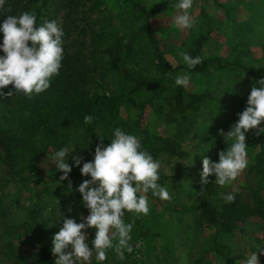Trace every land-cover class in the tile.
<instances>
[{
	"label": "rangeland",
	"instance_id": "obj_1",
	"mask_svg": "<svg viewBox=\"0 0 264 264\" xmlns=\"http://www.w3.org/2000/svg\"><path fill=\"white\" fill-rule=\"evenodd\" d=\"M132 1L71 0L53 17L64 32L63 52L80 58L66 71L72 74L70 84L77 86L85 96L94 93L126 95L129 90L130 84H125L122 78L107 71L105 54L91 55L88 52L93 48L101 51L106 43L116 37L127 40L142 23L135 18L137 11L132 7ZM137 1L146 10L170 2ZM11 2L16 6L14 15H17L19 0H6L4 6L8 8ZM189 11L194 23L186 29L174 26L173 18L178 10L173 7L151 16L150 24L158 47L173 70L151 55L132 68L140 77L159 82L167 78L175 81L177 75L188 73L191 80L186 87H182L203 95L200 107L195 111L185 110V116L176 112L171 120L148 107L140 115L139 126L147 133L159 132L169 140L177 136L175 126L184 133L180 140L176 138L178 148L185 152L183 156L165 151L157 153L154 158L161 165L159 171L165 175L158 183L168 188L171 199L162 200L146 194L149 213L137 215L127 212L125 220V223H133L129 241L133 251H125V258L121 260L113 250H108L107 260L98 262L93 256L89 264H241L246 254L256 251L257 246L264 248V226L259 218H246L241 233L222 235L208 227L194 209L200 204L215 207L221 193L227 190L242 191L246 168L225 187L215 183L214 175L208 177L211 181L209 184L201 185L200 172L203 157L218 161V152L227 147L220 130L227 132L238 119L237 113L246 107L249 82L246 72L238 63L264 67V0H193ZM198 34L207 36L204 46L206 55H217L220 60L227 61L225 68L210 66L205 73H194L185 67L180 53L185 52ZM61 64L66 66L63 62ZM55 87L61 88L57 82ZM54 92L46 93L42 98L45 103L36 106L34 111L57 109L60 98ZM146 93L134 92L132 95L137 94L142 98ZM35 97L36 94H33L30 102L36 103ZM7 104L12 105L8 107ZM15 104L17 100L9 103L0 100V126L12 130L20 126L24 131L30 130L34 115L28 113L26 105ZM135 118L134 110L121 100L111 115L103 113L102 119L87 128L86 125L68 122L64 125L53 124L51 131L39 126L32 138L37 148L26 153V158L37 165L42 178L25 185L0 180V264H54L55 258L39 261L38 257L29 253L39 247L51 249V238L62 226L64 217L81 222L80 214L88 215L76 189L90 176L80 173L60 181L62 172L54 164L48 163L49 157L67 146L74 148L67 161L71 168L76 166L73 155L82 156L83 164L94 153L97 143L101 142L98 135L104 137V145L110 143L116 127L140 138V134L131 126ZM245 135L248 165L257 149V133L256 130H249ZM0 176L5 177L2 167ZM86 231L91 247L95 229ZM215 242L228 254L216 255L213 251ZM257 255L259 264H264V254L257 252Z\"/></svg>",
	"mask_w": 264,
	"mask_h": 264
},
{
	"label": "clouds",
	"instance_id": "obj_2",
	"mask_svg": "<svg viewBox=\"0 0 264 264\" xmlns=\"http://www.w3.org/2000/svg\"><path fill=\"white\" fill-rule=\"evenodd\" d=\"M5 2L0 0V9L4 8ZM192 5L193 0H178L172 5L178 10L173 18L175 27H192L194 20L189 11ZM5 17L0 23V50L3 52L0 55V89L12 85L15 92H22L31 98L33 94L47 90L52 78L59 74L64 55V32L55 20L37 25L36 14L32 11ZM180 56L189 69L202 63L200 56L192 57L186 52H181ZM190 80L191 76L184 73L175 77V84L186 87ZM257 84L259 86L252 85L246 107L237 113L238 119L230 129L227 132L220 130L227 147L218 152V161H212L207 156L202 158L201 185L209 184L208 177L214 175L218 186H228L247 167L245 134L249 130L264 133V127H259L264 123V77L257 80ZM12 93L0 92V97ZM92 121L93 116L85 115L86 124ZM98 137L101 142L97 143L91 161L80 166L83 157L79 154L72 156L74 165L80 166L81 175L90 176L76 189L88 215L80 214L81 222L63 218L62 226L51 238L54 264H89L93 256L96 261L103 262L108 259V250H113L123 260L125 251H133L129 243L133 223H125V211L147 215L150 209L146 194L149 191L162 200L171 199L168 188L158 183L159 161L142 148L139 138L119 127L113 130L107 145L102 142L103 136ZM73 151L74 148L65 146L49 157L48 163L62 172L60 181L68 179L72 170L67 161ZM221 198L231 203L235 195L232 192L221 193ZM89 228L95 229L91 247L87 241L86 230ZM257 252L264 254V248L257 246L256 251L246 254L241 264H259Z\"/></svg>",
	"mask_w": 264,
	"mask_h": 264
},
{
	"label": "trees",
	"instance_id": "obj_3",
	"mask_svg": "<svg viewBox=\"0 0 264 264\" xmlns=\"http://www.w3.org/2000/svg\"><path fill=\"white\" fill-rule=\"evenodd\" d=\"M70 1L19 0L17 15L24 11H32L36 14L37 25H40L44 21L53 20L55 13L64 6H67ZM177 2L178 0H170L167 4L157 5L150 10H146L141 2L137 0L132 1V7L137 11L135 18L141 20L142 23L130 33L129 38L122 41L116 37L106 43L101 51L96 48L89 50L88 53L91 55L100 52L105 54L103 57L106 61L107 71L115 74L118 78H122L121 81L125 84H130L126 95H122L121 93H94L85 96L80 93L76 88L77 86L73 83L70 84V77L72 78L71 72L66 71L69 69L68 66L73 65L80 58L65 52L62 62L66 66L61 64L59 74L50 81V87L42 93L36 94V103L30 102V98L22 92H15L12 85L0 89V92L4 93L9 91L13 92L10 96L0 97L1 101L4 100L6 103H9L17 100V104L15 105L23 107L26 105L25 109L28 113L31 112L34 115V119L30 125L31 128L28 131H24V128L20 126L16 130L0 126V167H2L3 173H5V177L0 176V180L11 183L21 182V184L25 185L42 178L37 165L31 162L29 158H26L30 152L37 148L32 138L39 126H45L48 131H51L53 124L64 125L68 122L71 124L86 125L85 128H87L92 123H96L99 119H102L103 113L111 115L121 100L125 102L128 108L133 109L135 112L136 118L133 119L134 123L131 126L140 134L139 139L144 150H147L153 158L156 157L157 153L165 151L178 157L183 156L185 152L183 149L178 148L179 142H177V139L180 140L184 136L180 127L175 126L177 136L169 140L159 132L150 134L142 130L139 126L140 115L148 107L153 112L163 113L171 120L176 112L181 116H185V110L195 111L196 108L200 107L203 95L185 90L182 86L176 85L175 81L170 78L161 82L147 80L132 70V68L139 66L146 56L150 57V55L173 70V67H170L163 57L162 50L158 47V41L153 34V26H151L150 20L152 15L162 9L172 7ZM15 8L16 6L11 2L8 8L4 6L3 9H0V23L6 18V15H14ZM206 39V34H198L193 37L187 46L186 53L192 57H202V63L192 69H189L185 65L189 71L205 73L210 66L221 69L225 68L228 64L227 61L220 60V57L217 55H206L204 51ZM0 42H2V33H0ZM0 55H3L2 50H0ZM238 65L246 72L249 88L251 89L252 85L259 86L257 80L264 77V67H251L240 63ZM55 82L61 87L60 89L55 87ZM53 90H55V96L60 98L57 109H37L34 111L36 106H43L45 100L42 101V98L46 96V93ZM134 92H137V94L140 92L148 93L144 94L141 98L137 94L136 96L132 95ZM11 105L7 104L8 107ZM85 115L93 116L91 124L84 122ZM57 119H60V121ZM261 127H264V123H262ZM93 155L94 153L89 156L88 161L92 160ZM80 166L71 168L72 170L68 177L79 175ZM159 175L160 179L165 177L160 171ZM244 175L242 193L236 190H227L224 192H232L235 195L234 202L227 203L220 197L219 203L215 207L206 204H200L194 207L197 210L198 217L208 227H212L217 234L229 235L233 232L241 233L244 230L243 221L250 216L259 218L264 226V133L257 134V149L253 154L252 161L247 165ZM147 195H152L151 191ZM123 219L124 221L127 219V211H125ZM213 251L216 255L220 256L228 254L216 242L213 245ZM29 255L38 257L39 259L37 260L39 261L55 258L51 253V249H45L43 247H39L29 253Z\"/></svg>",
	"mask_w": 264,
	"mask_h": 264
}]
</instances>
